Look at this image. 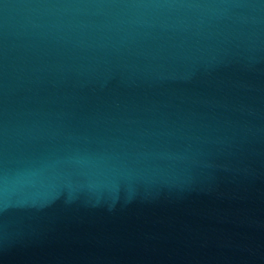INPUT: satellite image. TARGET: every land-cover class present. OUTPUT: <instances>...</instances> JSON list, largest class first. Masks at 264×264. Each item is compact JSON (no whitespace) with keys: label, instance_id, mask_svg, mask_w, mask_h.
Segmentation results:
<instances>
[{"label":"water","instance_id":"95a60500","mask_svg":"<svg viewBox=\"0 0 264 264\" xmlns=\"http://www.w3.org/2000/svg\"><path fill=\"white\" fill-rule=\"evenodd\" d=\"M0 264H264V0H0Z\"/></svg>","mask_w":264,"mask_h":264}]
</instances>
